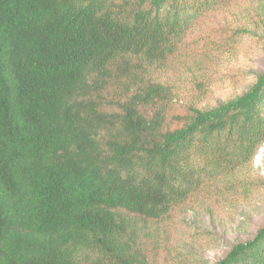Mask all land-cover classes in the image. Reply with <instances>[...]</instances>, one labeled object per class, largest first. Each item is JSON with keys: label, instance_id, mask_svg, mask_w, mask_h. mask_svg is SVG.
<instances>
[{"label": "trees", "instance_id": "obj_1", "mask_svg": "<svg viewBox=\"0 0 264 264\" xmlns=\"http://www.w3.org/2000/svg\"><path fill=\"white\" fill-rule=\"evenodd\" d=\"M237 1L0 0V264H162L179 214L264 143V68L183 101L239 46L205 25ZM214 264H264V225Z\"/></svg>", "mask_w": 264, "mask_h": 264}, {"label": "rangeland", "instance_id": "obj_2", "mask_svg": "<svg viewBox=\"0 0 264 264\" xmlns=\"http://www.w3.org/2000/svg\"><path fill=\"white\" fill-rule=\"evenodd\" d=\"M205 25L212 32L237 33L240 44L217 55L207 92L184 97L186 102L195 97L198 107L241 94L264 68V29L256 23L252 2L240 0L216 11ZM221 184L205 202L179 214V223L169 229L162 244L159 262L214 264L235 242L252 238L264 225V143L251 164Z\"/></svg>", "mask_w": 264, "mask_h": 264}]
</instances>
